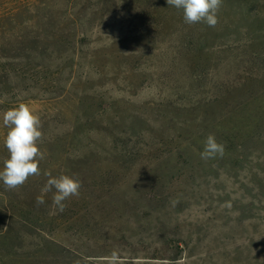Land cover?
<instances>
[{"label":"rangeland","instance_id":"374dc122","mask_svg":"<svg viewBox=\"0 0 264 264\" xmlns=\"http://www.w3.org/2000/svg\"><path fill=\"white\" fill-rule=\"evenodd\" d=\"M19 103L45 158L0 181V264H264V0L215 27L166 0H0V170ZM47 173L82 182L62 213Z\"/></svg>","mask_w":264,"mask_h":264},{"label":"clouds","instance_id":"9594fccd","mask_svg":"<svg viewBox=\"0 0 264 264\" xmlns=\"http://www.w3.org/2000/svg\"><path fill=\"white\" fill-rule=\"evenodd\" d=\"M169 6L182 10L183 20L192 25L205 23L209 27H215L218 23V12L223 0H166ZM2 122L7 129L4 136V145L8 157L3 161L0 170V181L8 190H14L23 186L30 177L40 175L39 163L44 157L39 144L43 140L41 119L27 104L19 103L17 106L3 113ZM224 145L217 141L214 134H209L204 141L201 152L202 159H213L224 154ZM48 176L43 193L55 189L52 197L54 209L58 212L65 210L64 201L70 197H78L82 182L67 174ZM37 204H44V197L36 198ZM52 214H56L53 212ZM107 259V264H119V255L113 251Z\"/></svg>","mask_w":264,"mask_h":264}]
</instances>
